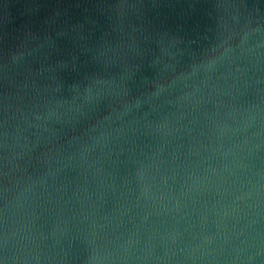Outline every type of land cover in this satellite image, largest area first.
Returning <instances> with one entry per match:
<instances>
[{
    "label": "water",
    "instance_id": "water-1",
    "mask_svg": "<svg viewBox=\"0 0 264 264\" xmlns=\"http://www.w3.org/2000/svg\"><path fill=\"white\" fill-rule=\"evenodd\" d=\"M0 264H264V0H0Z\"/></svg>",
    "mask_w": 264,
    "mask_h": 264
}]
</instances>
